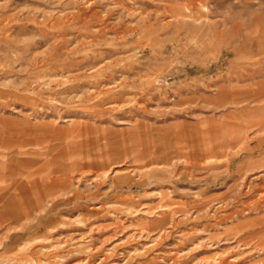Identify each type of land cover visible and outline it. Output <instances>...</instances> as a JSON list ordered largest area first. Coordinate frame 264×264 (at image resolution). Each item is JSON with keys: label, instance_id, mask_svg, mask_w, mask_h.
Instances as JSON below:
<instances>
[{"label": "rangeland", "instance_id": "rangeland-1", "mask_svg": "<svg viewBox=\"0 0 264 264\" xmlns=\"http://www.w3.org/2000/svg\"><path fill=\"white\" fill-rule=\"evenodd\" d=\"M0 264H264V0H0Z\"/></svg>", "mask_w": 264, "mask_h": 264}, {"label": "crops", "instance_id": "crops-1", "mask_svg": "<svg viewBox=\"0 0 264 264\" xmlns=\"http://www.w3.org/2000/svg\"><path fill=\"white\" fill-rule=\"evenodd\" d=\"M202 119H200L199 118V120H186L188 123L187 124H189L190 126H191V128H193V130H194V128H196L197 126H199V123H202V121H204V118L205 117H201ZM183 121V120H182ZM171 122H172V124L174 125V126H176V127H180V125H181V121L179 120H171ZM177 129V128H176ZM192 131V130H191ZM179 129H177L176 130V134H179ZM238 132V133H237ZM201 133V131L199 132V134ZM195 134H197L195 131L193 132H191V136H194ZM236 134H239L237 137L239 138V139H245V137H246V130H244V129H241V130H239V131H236ZM233 140H235V139H233Z\"/></svg>", "mask_w": 264, "mask_h": 264}, {"label": "bare ground", "instance_id": "bare-ground-1", "mask_svg": "<svg viewBox=\"0 0 264 264\" xmlns=\"http://www.w3.org/2000/svg\"><path fill=\"white\" fill-rule=\"evenodd\" d=\"M62 259H64V258H62ZM68 259V258H67Z\"/></svg>", "mask_w": 264, "mask_h": 264}]
</instances>
